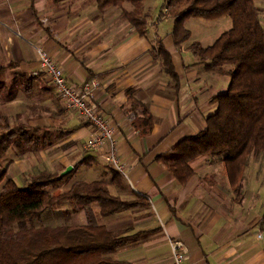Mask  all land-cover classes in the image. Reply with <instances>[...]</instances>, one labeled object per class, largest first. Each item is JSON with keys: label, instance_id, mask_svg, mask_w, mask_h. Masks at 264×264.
<instances>
[{"label": "crops", "instance_id": "obj_1", "mask_svg": "<svg viewBox=\"0 0 264 264\" xmlns=\"http://www.w3.org/2000/svg\"><path fill=\"white\" fill-rule=\"evenodd\" d=\"M145 3L149 18L140 34L121 18L120 9L101 11L96 0H0V76L17 86L0 96L3 114L10 126L23 124L43 136L41 159L59 166L51 171L63 174L69 167L94 164L109 179L108 143L99 151L84 148L94 129L64 108L40 66L38 50H46L74 86L95 78L99 85L88 100L117 125L114 140L124 165L125 175L118 172L123 180L109 189L125 200L147 199L145 206L101 217L117 235L132 237L108 256L129 264H171L176 241L185 250L184 264H264V211L252 215L249 210L245 177L238 201L229 176L221 175L222 161L195 158L194 174L183 185L157 158L205 127L217 106L213 96L229 84L224 89L219 74L209 73L215 88L203 83L206 70L199 57L187 41L180 48L174 44L173 18L166 9L151 14ZM163 15L172 19L170 30H162ZM159 45L169 52L175 77L166 70ZM36 90L52 94L51 105L33 103L30 95ZM13 153L7 162L10 176L16 177L15 168L33 171L34 165L24 161L27 154ZM87 156L91 163H83ZM64 217L69 225L85 222L82 210H69Z\"/></svg>", "mask_w": 264, "mask_h": 264}, {"label": "trees", "instance_id": "obj_2", "mask_svg": "<svg viewBox=\"0 0 264 264\" xmlns=\"http://www.w3.org/2000/svg\"><path fill=\"white\" fill-rule=\"evenodd\" d=\"M96 1L101 11L109 7L120 9L122 19L140 34L145 33L149 18L145 0ZM163 9L174 20L172 37L179 48L191 35L185 26L188 17L217 19L228 16L232 19L231 29L211 45L202 46L195 41L189 46L207 73L229 78L227 90L213 96L217 106L203 129L184 137L173 150L157 158L183 185L194 174L191 161L195 158L205 155L222 161L235 199L239 201L243 195L239 179L248 157L252 153L264 154V25L261 11L255 0H162L160 10ZM157 50L166 70L175 77L169 52L163 45ZM2 72L0 69V74ZM4 88L5 83L0 80V96L10 95L4 93ZM0 118V160L11 145L19 147L21 153L24 145L30 148L29 143L36 145L43 139L35 129L23 124L10 126L4 114ZM90 159V156L85 157L83 163H91ZM109 168L113 174L109 179L77 181L59 192L50 188L59 186L75 168L68 175L46 170L32 172L21 185L2 170L0 264H129L108 255L132 237L117 235L98 218L145 206L147 199L137 195L135 199L125 200L112 194L109 185L123 179L118 171ZM64 200L72 203L74 211H84L83 224L69 225L65 217L62 224H35L44 212ZM93 204H97L98 212ZM260 223L264 228V212Z\"/></svg>", "mask_w": 264, "mask_h": 264}, {"label": "rangeland", "instance_id": "obj_3", "mask_svg": "<svg viewBox=\"0 0 264 264\" xmlns=\"http://www.w3.org/2000/svg\"><path fill=\"white\" fill-rule=\"evenodd\" d=\"M162 0H147L145 3L146 9H149L151 7V14L157 15L160 14V4ZM256 6L261 11V18L262 23L264 25V0H255ZM162 30L166 31V29L171 28L172 26V19L167 17L166 15L162 16ZM185 26L190 30L191 35L189 40L186 42L187 46H190L191 43L198 41L201 43L202 46H208L214 43L218 37L224 33L225 31H228L232 27V19L228 16H223L217 19H205V18H195V17H188L185 20ZM188 50V49H187ZM198 59V58H197ZM200 71H202L203 74V66L199 65ZM207 74V75H206ZM208 73L205 72V79H203V83H210L212 87L215 88L216 84L214 85L211 79H209ZM220 76V84L224 89L227 88L230 80L225 75H216ZM218 78V77H216ZM6 81L4 93L11 94L13 90L17 89V86H13L14 81H7L5 76L1 75L0 80ZM214 82V81H213ZM218 86V85H217ZM44 95V93L35 91L30 95V99L33 103L37 104H44V105H51L50 104V98L49 96H52V94ZM1 100V99H0ZM5 101V100H4ZM52 103V102H51ZM60 103V102H59ZM2 105H5L4 103H1ZM61 105V104H60ZM55 106V105H54ZM1 111L0 113L3 116V113L6 112L5 107H0ZM38 111V110H37ZM37 114V112H36ZM5 115V114H4ZM0 120H2L0 118ZM3 122V121H1ZM14 123V122H13ZM30 148H28L26 145L23 146L22 153L25 155L27 154V157L24 158V161L31 167L33 166L32 172H39V171H51L50 168H56L59 169V166L57 165V162H50L42 160V153H45V145L43 143H38V148H35V145H30ZM26 147V148H25ZM19 147H16L15 145H11L8 147L7 153L5 156H3L0 160V173L2 170H6L8 173V159L9 155L19 153ZM32 149V150H31ZM27 150H30L27 152ZM41 153V154H40ZM22 154V157H23ZM23 159V158H22ZM23 161V162H24ZM247 165L242 170V177L239 179V182L241 181L243 184V177L246 187V193H247V205L249 210L252 212V215L259 214V212L264 211V154L256 155L255 153H252L247 160ZM24 162V163H25ZM47 164H46V163ZM224 164L220 165V168H222ZM55 166V167H54ZM31 171L26 172V174L20 173L19 169L18 171L15 168V176H12L16 182L21 185L24 180H26L29 175H32ZM221 175L228 176V172L226 171V168L224 167L221 169ZM113 174L111 173V177ZM102 176L100 175V167L97 165H81L78 167L73 173L68 175V177L65 178V180L60 183L59 186L55 188H50L51 191L59 192L63 189L68 188L71 184L77 182V181H94L101 179ZM117 183L121 182L120 179H117ZM244 187V186H243ZM234 190V189H233ZM235 195V192L233 193ZM93 207L96 212H98V206L97 204H93ZM73 209V205L70 201L64 200L55 205L54 207L48 209L46 212L42 214L41 220H38L35 222L36 225H40L41 223L48 222L49 223H62L59 222V217L62 216L64 218V215L69 212V210ZM57 217L56 220H54V217ZM99 221H101V217L99 216ZM56 221V222H55ZM64 221V220H63ZM66 222V220H65ZM64 223V222H63Z\"/></svg>", "mask_w": 264, "mask_h": 264}, {"label": "built area", "instance_id": "obj_4", "mask_svg": "<svg viewBox=\"0 0 264 264\" xmlns=\"http://www.w3.org/2000/svg\"><path fill=\"white\" fill-rule=\"evenodd\" d=\"M38 53L40 66L49 76L64 108L77 112L81 120L90 124L94 129L84 148L87 151H99L108 143V164L122 175H125L118 144L114 140L117 125L105 116L95 102L88 100V97L92 94L93 89L99 85V82L92 78L81 86H74L68 82L63 69L46 50L40 49ZM171 245L174 250V258L171 264H184L183 261L186 255L181 242L173 241Z\"/></svg>", "mask_w": 264, "mask_h": 264}, {"label": "water", "instance_id": "obj_5", "mask_svg": "<svg viewBox=\"0 0 264 264\" xmlns=\"http://www.w3.org/2000/svg\"><path fill=\"white\" fill-rule=\"evenodd\" d=\"M71 169H72V167L67 168V170L65 172H63V174L69 173V171H71Z\"/></svg>", "mask_w": 264, "mask_h": 264}]
</instances>
